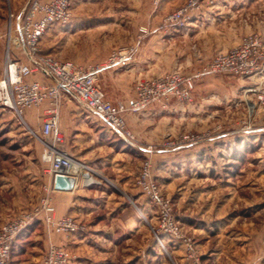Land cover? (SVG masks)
<instances>
[{"label": "crops", "instance_id": "1", "mask_svg": "<svg viewBox=\"0 0 264 264\" xmlns=\"http://www.w3.org/2000/svg\"><path fill=\"white\" fill-rule=\"evenodd\" d=\"M184 1L160 0L154 6L152 0H74L69 22L49 27L46 33L51 31V38L43 40V35L40 47L44 54L57 59H69L84 66L97 65L103 63L115 47L81 56L73 50L68 51L61 37L78 32L82 25L88 35L102 27L116 33L117 44L124 45L135 43L138 27L147 26L149 32L137 44L130 60L102 69L98 77V84L107 99L127 103L134 97L133 80L155 76L163 73H158V69L171 70L177 65L178 61L170 55L174 47L182 45L200 53L208 47H205L208 42L213 46L203 37L214 36L217 40L232 37L231 42L214 46V50L224 51L237 44L239 36L248 32L258 33L264 41V0H214L213 5L203 3L193 12L183 29L163 24L164 15ZM90 4L96 9L99 4L108 7L85 10ZM185 60L181 63L189 64L195 58L187 56ZM190 67L184 72L189 73L195 66ZM223 75H209L197 82L194 94L203 98L209 93H220L222 89L255 88L257 81L264 80V70L252 78L236 82ZM250 91L253 92H246ZM38 108H42L43 118L45 105ZM195 112L198 111L189 107V103H178L174 99L165 108L149 104L136 112L127 111L124 117L135 142L122 141L117 147L112 144L114 141H110L107 127L86 111L77 99L63 92L58 109L59 130L64 136L65 149L73 159L85 164L89 170H101L108 183L117 181L123 188L129 186L131 175L136 173L131 165L135 161L140 164L147 154L152 161L153 178L164 186L174 213L185 231L193 236L194 251L200 264H264V111L260 113L257 107L246 125L232 119L227 123L223 121L219 129L215 128L214 122L219 120L214 112ZM179 129L204 130L211 134L177 152L158 149L145 153L142 149L148 144L156 145L165 132ZM40 180L43 186L50 182V176L44 172ZM80 180L79 174L69 190L52 187V202L57 216L69 214L78 221H88L90 233L81 237L76 234L64 236L29 227L15 241L11 264H42L49 243L88 251L86 247H92L86 242L93 238V242L109 249L107 245L115 244L116 236H121L118 225L125 227L133 223L132 216L124 218L122 202L126 200L123 196L115 197L110 189L88 186ZM13 209L4 211L7 213L0 220L10 216ZM98 212L104 215L99 217ZM2 223L0 221V225ZM27 237L34 245L29 251H23L18 244ZM168 244L177 264H192L182 245L171 241ZM103 253L106 255L92 253L96 258L92 262L110 264L109 250ZM99 259L105 262L96 261ZM173 259L170 258L171 264H174Z\"/></svg>", "mask_w": 264, "mask_h": 264}, {"label": "built area", "instance_id": "2", "mask_svg": "<svg viewBox=\"0 0 264 264\" xmlns=\"http://www.w3.org/2000/svg\"><path fill=\"white\" fill-rule=\"evenodd\" d=\"M158 1L153 0L154 4ZM213 2L185 0L181 6L164 15L163 24L186 27L193 12L199 10L203 3L212 5ZM73 3L74 0H29L19 13L11 14L20 52L15 55L7 52L4 57L0 76V107L10 109L22 118L27 109L45 105L39 135L43 146L41 160L47 165L44 172L50 176V182L42 186L43 193L34 206L19 211L0 225V264H9L11 245L17 235L37 220L43 223L46 233L64 236L73 235L82 227L71 215L57 216L51 196V183L56 174L68 175L73 180L82 167L87 169L68 154L64 136L59 130L58 109L63 92L77 99L110 132L124 141L135 142V136L124 117L127 111L136 112L149 104L165 108L172 99L187 103L192 99L196 83L209 75L224 73L252 78L264 70V42L260 35L248 34L237 45L225 52H218L190 73L172 70L137 79L133 99L127 103L112 102L98 84L100 72L111 65L127 63L135 53L138 41L149 30L147 26H139L135 43L113 48L103 63L93 66L85 67L69 59L61 60L44 54L40 47L41 37L49 27L63 26L69 22ZM258 98L262 99L263 96L258 95ZM202 137L203 134L199 133H182L167 137L161 146L165 150L179 151L201 141ZM142 149L145 153H152L155 147L148 144ZM74 163L81 165L80 170L73 169ZM135 184L154 208L157 222L153 232L156 239L162 244L161 237L165 236L171 242L181 244L191 263L200 264L192 238L183 232L170 199L162 194L153 178L147 154L135 176ZM262 246L264 248V241ZM72 261L70 249L57 243H49L42 256V264H70Z\"/></svg>", "mask_w": 264, "mask_h": 264}, {"label": "rangeland", "instance_id": "3", "mask_svg": "<svg viewBox=\"0 0 264 264\" xmlns=\"http://www.w3.org/2000/svg\"><path fill=\"white\" fill-rule=\"evenodd\" d=\"M28 1L29 0H0V76L3 71L4 57L6 53L9 52L10 54L15 55L20 52V49L17 46V41L15 39L17 35L13 30L14 26H13V19L11 18V14L19 13L24 8V6ZM159 2L160 0L157 2V4H154L152 0V4L154 6H157ZM93 7L94 6L90 4V6H88L87 9L85 10L97 11V9L98 10L106 9L108 6L99 4L97 6L98 7L97 9ZM142 11L144 10L142 9ZM84 28L85 25L84 26L82 25L81 30H79L78 32L76 33L71 32L72 34L71 33L66 34L65 36L61 37V40L65 42L66 45L68 46L67 47L68 51L73 50L74 53L77 52L79 55L85 56L87 52H91V51L105 52L112 49L113 47L121 46L117 44L118 37L116 33L108 32L107 29H104L102 27H97L94 30L96 32L93 35H88V32L86 33ZM45 33L43 34L44 35L43 40L45 39L47 40L48 38H51V34H52L51 31H48L46 34ZM253 33L256 32H248L246 34H242L241 36H239L240 38L239 42L244 36ZM203 38L204 41L210 40L213 43V46H209L210 42H208V44H206L205 46L207 47L208 45V47L202 49L200 53H196L192 49L187 50L182 45L181 46L179 45L177 48L174 47V50L170 52V55L172 59H176V61H178L177 65L174 66L173 68H170L171 70L165 68L158 69V73L159 72H163V73H159L157 75H161L172 70H178L184 74H187L186 72H184V70L189 69L187 67L191 66L190 67L191 69L192 67L195 66L192 69L194 70L200 64L211 59L218 52H225L233 47L230 46V48L228 47V49L224 51L214 50V46H216V44L220 43L224 45V42L226 41L231 42L232 37L229 38L227 37L222 40H217L214 36H205ZM141 39L138 41V43L141 41ZM187 56L190 57L193 56L195 60L187 64L185 63L186 62L185 59L187 58ZM183 61H185L184 62L185 64L181 63ZM93 65L96 64H92V65L88 64L85 65V67L93 66ZM217 74H224V73H217ZM224 75H227L228 77L227 76L226 77L228 79H231L229 80L231 82L232 81L236 82L241 79L242 80L246 79L244 77L242 78L230 74H224ZM229 76H233V77H229ZM136 80H133L134 84ZM246 88L247 87H243L241 89L237 87V88H232L231 90L222 89L220 93L219 92L209 93L203 98L194 94V90H193L192 99L187 103H189V107L195 109V111H198L195 113H202L203 111H205V113L207 112V114H211L212 112H214L219 120L214 122L216 125L215 128L217 129H219L220 126H222L223 121H225L224 123H227L229 120L232 121V119L240 120L239 124L246 125L247 123H249V119H251L257 107L259 111H261L260 113H263L262 111H264V80L257 81L255 88H247V89ZM247 90H252L253 92L251 91L246 92ZM258 95L263 96V98L262 99L258 98ZM170 102L171 100L169 101V103ZM253 103H255L254 104L255 106L253 105ZM158 106L161 107L160 105ZM41 109L42 108H36V107L29 108L24 112L22 118H20L16 114H14V112L11 111L10 109L0 107V217L6 215L7 212H5L4 214V211H9L14 208L13 209L14 212H12L10 216L8 217L6 216L4 219L0 220L3 223L8 219H10L13 215L18 213L19 211L34 206L39 200L40 195L42 194V186H41L42 181L40 179L44 173L43 169L47 165L46 163H43V161L41 160V152L43 149L39 135V125L42 118ZM258 118L262 119L261 116H258ZM187 132L203 134L202 140L205 137H207L209 134H211L208 131H204V130L199 131L196 129H179L178 131L175 132H165V134L162 136L160 141H158L156 145H154L155 147L154 151L158 149H162L161 144L167 137H173ZM109 133L111 134L110 141L111 142L114 141L112 142V144H115L117 145V147H119L118 146L119 143L122 141L124 142L123 139L122 141H120L121 138L115 135L114 133L110 131ZM162 150L166 152L172 151L165 149ZM172 152H177V151H172ZM142 160L140 161L139 159L140 164H138L139 162L137 163V161H135L131 165L135 169L136 173L131 175L132 178L130 184L128 187L125 188L121 187L117 181H110V183H108L104 178L105 173H103L101 170L97 168H93V171L83 167L81 168L79 174L81 177L80 181L82 183H87L85 181L86 180L85 177L83 176V173H86L92 177V180L89 181L88 186L90 185L95 186L99 189H110L111 191H113V195H115V197L117 195H121L125 198L126 202H122L123 203L122 205L125 208L124 215L126 217L124 218H127V216H132L133 223L131 222L129 226H125V227H121V225H118L119 228L117 231L121 232L120 234L121 236H116L117 238L114 241L115 244L111 243L110 245H107L109 249L103 248L106 246L104 244L98 245L96 244V242H93V238H91V240H88V242H86L87 244H89V246L92 247V248L86 247L88 251H86L85 249L82 250L79 249L80 251L79 250L76 251L68 247L70 249L71 254L73 255V261L70 264H80V263L96 264L97 262L96 263L92 262L94 261V259H96L93 257V254L103 256L106 255L105 253H103V251H108V250H109L108 258L109 257L112 258L111 260L109 259L111 261L110 264H171L170 258L173 259V253L170 252L169 248L164 245V243H168L170 239H167V237L162 236L161 237L162 244L156 239L153 232V229L155 228L157 222L154 208L135 184V176L138 170L140 169ZM151 173H152V164H151ZM159 187L162 194L165 195L164 186L159 185ZM127 190L130 192V194H128ZM123 192L128 194L127 197L126 195L122 194ZM165 196L168 197L171 201V198L169 196L167 195ZM145 209H147L148 211V213L146 214H145ZM97 215L100 217L103 216L104 214L103 212H98ZM93 217L94 216H92V218ZM178 221L182 226V223L180 222L179 219ZM78 222H80L82 227L75 234L80 237L84 236L85 233L89 234L91 229H90V224H88V221L84 220ZM41 224L43 226L42 222ZM182 228H183V232L192 238L193 248H194L193 236L187 233L183 226ZM18 245H19L18 247H20L23 251H29L34 244H33V240L27 237V239L20 242ZM24 257L26 256H22V258ZM96 261L105 262L102 259ZM173 262L174 264L176 263L175 260ZM103 264H106V262Z\"/></svg>", "mask_w": 264, "mask_h": 264}, {"label": "water", "instance_id": "4", "mask_svg": "<svg viewBox=\"0 0 264 264\" xmlns=\"http://www.w3.org/2000/svg\"><path fill=\"white\" fill-rule=\"evenodd\" d=\"M73 180L68 175L56 174L52 181V187L55 190H69L72 187Z\"/></svg>", "mask_w": 264, "mask_h": 264}, {"label": "trees", "instance_id": "5", "mask_svg": "<svg viewBox=\"0 0 264 264\" xmlns=\"http://www.w3.org/2000/svg\"><path fill=\"white\" fill-rule=\"evenodd\" d=\"M115 134V133H114ZM115 135H117V134H115ZM118 136V135H117ZM119 137V136H118ZM120 141H122V139H120ZM30 227H33V228H35V229H37V230H41L42 228H43V226H42V224H41V222L40 221H35ZM21 233H23V232H21ZM21 233H19L18 235H17V237L21 234ZM17 237H16V239H17ZM16 239L14 240V242L12 243V245H11V249H10V253H9V264H11L12 263V255H13V251H14V246H15V241H16ZM164 245L166 246V247H168V243H164Z\"/></svg>", "mask_w": 264, "mask_h": 264}, {"label": "bare ground", "instance_id": "6", "mask_svg": "<svg viewBox=\"0 0 264 264\" xmlns=\"http://www.w3.org/2000/svg\"><path fill=\"white\" fill-rule=\"evenodd\" d=\"M80 168H81V165L79 163H74L73 169H76V170L79 169L80 170ZM83 176L85 177V179H86L85 181H87V182L92 180V177L90 175L86 174V173H83Z\"/></svg>", "mask_w": 264, "mask_h": 264}]
</instances>
